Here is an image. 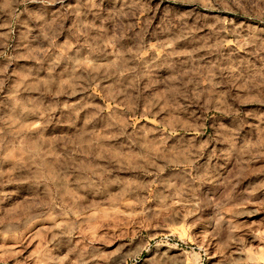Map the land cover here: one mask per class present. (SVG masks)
Here are the masks:
<instances>
[{
  "label": "rangeland",
  "instance_id": "rangeland-1",
  "mask_svg": "<svg viewBox=\"0 0 264 264\" xmlns=\"http://www.w3.org/2000/svg\"><path fill=\"white\" fill-rule=\"evenodd\" d=\"M0 264H264V0H0Z\"/></svg>",
  "mask_w": 264,
  "mask_h": 264
}]
</instances>
